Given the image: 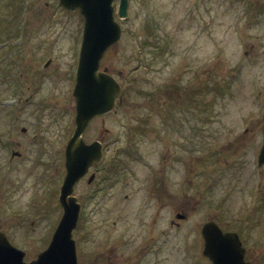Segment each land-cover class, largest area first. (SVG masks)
<instances>
[{"label": "rangeland", "instance_id": "obj_1", "mask_svg": "<svg viewBox=\"0 0 264 264\" xmlns=\"http://www.w3.org/2000/svg\"><path fill=\"white\" fill-rule=\"evenodd\" d=\"M34 2L37 8L0 0V16L11 21L2 22L1 35H17L0 37V132L6 134L0 138V227L27 259L47 245L61 215L52 192L72 130L67 111L82 29L80 15L63 12L58 0ZM120 25L123 37L103 62L114 73L124 71L122 99L88 127L87 140L104 137V156L94 180L75 187L79 263L135 264L139 223L153 202L166 200L200 204L194 220L215 212L233 225L249 215L264 244V226H258V220L264 224V165L256 164L264 137V0H130ZM244 29L252 47L244 43ZM251 48L254 54L245 51ZM17 140L23 154L10 164L15 145L4 143ZM162 160L170 164V191L155 198L146 179L161 175ZM172 233L171 264H206L178 261L174 250L184 243ZM188 235L177 237L189 241Z\"/></svg>", "mask_w": 264, "mask_h": 264}, {"label": "water", "instance_id": "obj_2", "mask_svg": "<svg viewBox=\"0 0 264 264\" xmlns=\"http://www.w3.org/2000/svg\"><path fill=\"white\" fill-rule=\"evenodd\" d=\"M112 0H60L68 9L79 8L84 17L83 39L80 48L76 83L73 90L76 100V128L67 143L65 183L62 185V203L65 212H70L74 203V216L68 220L66 216L59 222L51 243L41 252L34 264H76L74 245L71 239L77 204L75 198L69 197L73 181H76L87 169L88 165L98 159L99 144L93 142L85 144L81 133L89 119L97 113H104L111 109L114 99L119 94V84L110 75L98 70V63L105 49L115 43L120 35V27L113 17ZM127 0H120L119 15L125 16ZM260 161H264V148L261 150ZM230 244L228 240H223ZM215 240L206 238L204 252L213 260V264H235L231 253L225 252L224 244L217 242L218 253L213 252ZM0 252L10 259H15L16 250L9 243H0Z\"/></svg>", "mask_w": 264, "mask_h": 264}, {"label": "flooded vegetation", "instance_id": "obj_3", "mask_svg": "<svg viewBox=\"0 0 264 264\" xmlns=\"http://www.w3.org/2000/svg\"><path fill=\"white\" fill-rule=\"evenodd\" d=\"M95 178V174H94ZM90 183V180H86ZM156 206H160L159 204ZM152 219L146 229V235L140 239L138 246H136L135 264H144L143 257L145 255L151 256L150 264H169V249H170V227L171 225L179 226L180 221L171 219L170 211L171 207L153 209ZM175 215H180L186 218L187 214L179 211L180 207L175 208ZM245 246L244 258L251 264H262L259 259L258 246L254 242H249L248 238L240 235V231H236ZM246 234V230L243 231ZM162 259V261H160Z\"/></svg>", "mask_w": 264, "mask_h": 264}]
</instances>
